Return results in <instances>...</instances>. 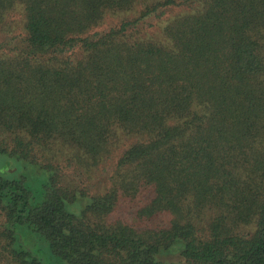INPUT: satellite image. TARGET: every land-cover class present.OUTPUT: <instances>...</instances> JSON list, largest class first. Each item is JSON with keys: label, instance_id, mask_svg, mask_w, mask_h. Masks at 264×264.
<instances>
[{"label": "trees", "instance_id": "1", "mask_svg": "<svg viewBox=\"0 0 264 264\" xmlns=\"http://www.w3.org/2000/svg\"><path fill=\"white\" fill-rule=\"evenodd\" d=\"M61 148L108 188L1 179L12 264H42L20 229L59 264H264V0H0V153Z\"/></svg>", "mask_w": 264, "mask_h": 264}, {"label": "rangeland", "instance_id": "2", "mask_svg": "<svg viewBox=\"0 0 264 264\" xmlns=\"http://www.w3.org/2000/svg\"><path fill=\"white\" fill-rule=\"evenodd\" d=\"M179 13L180 9L174 8L168 10L164 17L156 18L155 16H150L143 19L142 26L144 31L142 35L145 38H159L158 32L164 23H166L169 18ZM7 141H9V139H7ZM42 155V157L37 156L35 165H32L14 156L0 153V180H19L24 178L28 188L35 194H38L42 185L46 183L48 178V173L43 170V166H48L47 163H50L54 166L55 173L59 175L62 185H72L73 187L82 189L87 192L88 196L108 188L109 183L103 175L104 173H111L115 158L106 161L107 163H105L104 166H102L103 164L94 166L83 162L81 156L72 152L71 149L61 148L59 153H56L54 150V152L42 153ZM113 156L116 157V153ZM44 157L46 160L43 159ZM49 158H51V161ZM69 159L72 160L71 163H68ZM135 209V207H126L124 211L120 210V212H116V215L126 217L127 220L134 222ZM162 221H164L162 218H158L153 223V226L155 225L153 228L162 226L164 224ZM251 229L252 228L247 227L246 232ZM4 231L5 219L0 212V264H12L8 252L2 250L6 242L2 236ZM17 234L20 236L21 243L29 247L32 253L41 260L42 264H59L58 261L51 257L42 239L32 233H26L21 229ZM164 260L167 262H177L180 260V257L178 255H171L166 256Z\"/></svg>", "mask_w": 264, "mask_h": 264}]
</instances>
